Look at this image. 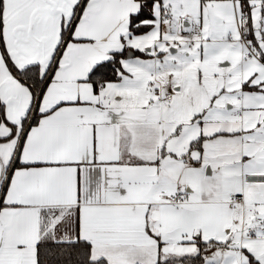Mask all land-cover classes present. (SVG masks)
<instances>
[{
  "label": "snow or ice",
  "instance_id": "obj_1",
  "mask_svg": "<svg viewBox=\"0 0 264 264\" xmlns=\"http://www.w3.org/2000/svg\"><path fill=\"white\" fill-rule=\"evenodd\" d=\"M0 264H264V0H0Z\"/></svg>",
  "mask_w": 264,
  "mask_h": 264
}]
</instances>
